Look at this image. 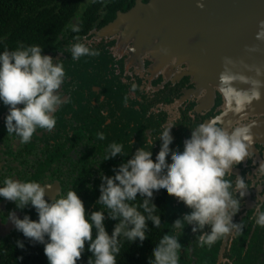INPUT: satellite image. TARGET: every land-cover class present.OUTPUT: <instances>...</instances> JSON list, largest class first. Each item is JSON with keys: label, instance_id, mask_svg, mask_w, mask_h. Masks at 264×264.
I'll return each mask as SVG.
<instances>
[{"label": "flooded vegetation", "instance_id": "obj_1", "mask_svg": "<svg viewBox=\"0 0 264 264\" xmlns=\"http://www.w3.org/2000/svg\"><path fill=\"white\" fill-rule=\"evenodd\" d=\"M138 1H58L55 20L61 22L59 30L52 40L39 44L42 53L52 55L54 62L60 59L65 68L66 79L61 86L65 102L54 113L53 129H37L25 143H19L6 132L4 116L8 106L0 103V178L13 175L51 184L52 188L45 192L46 198L70 186L82 199L87 213L99 207L95 203L99 196V171L111 175L113 166L143 145L145 133L152 130L155 139L163 125L173 124L170 148L182 150L191 127L214 116H221L226 123L248 125L252 133L249 145L252 156L234 171L256 178L254 170L264 161V96H257L259 99L255 100L252 85L248 88V96L237 93L233 87L230 89L222 84V77L215 81L199 80L186 63L162 68L152 56L134 50L133 42L123 43L121 31L106 27ZM77 21L80 24L78 33L65 28L66 24ZM84 36L88 37L91 47L99 50V55L72 59L68 46L74 38ZM100 131L104 133L102 140L97 136ZM111 141L122 143L128 154L122 157L118 153L97 165L96 159ZM159 144L157 139L150 149L153 161ZM144 147L149 146L145 144ZM255 195L253 188L241 200L240 209L233 216L242 224L241 230L225 234L211 247L198 245L191 225H185L179 237L182 244L179 264H264V227L254 222ZM153 202L158 207L156 211L162 227L153 229L148 222L146 233L151 235V244L147 251L150 253L162 231L168 230L164 222L170 224L189 210L164 190L153 194ZM9 209L21 217L28 213L35 219L37 215L31 205L17 209L11 200L0 198V264H47L43 244L29 243L14 228L7 220ZM103 222L110 233L115 221L105 215ZM17 238L24 242L23 249L16 246ZM121 247L117 260L126 249L129 254L134 248L137 254L142 249V245L137 246L135 242L128 245L127 241H123ZM88 255L87 250L83 252L77 264H86Z\"/></svg>", "mask_w": 264, "mask_h": 264}, {"label": "clouds", "instance_id": "obj_2", "mask_svg": "<svg viewBox=\"0 0 264 264\" xmlns=\"http://www.w3.org/2000/svg\"><path fill=\"white\" fill-rule=\"evenodd\" d=\"M65 28L78 33L80 24L71 22ZM68 48L72 59L99 55L87 36L74 38ZM41 49L40 44L23 42L0 49V103L8 106L4 126L19 143L28 142L37 129L52 130L56 124L54 113L65 102L61 94L65 68L60 59L54 62V57ZM252 95L258 93L253 90ZM172 127L173 124L163 125L155 139L152 130L145 133L143 145L113 166L111 175L99 171V196L95 201L99 207L87 213L82 199L70 186L46 198L51 184L3 176L0 198L11 200L17 209L31 205L37 214L35 219L28 213L21 217L9 209L7 220L29 243L43 244L47 264H77L86 250L90 253L86 264H117L123 241L140 246L146 238L148 222L153 229L162 227L153 202V194L160 190L182 201L189 210L170 224L164 222L168 230L155 241L147 264H179V237L185 225H191L197 244L207 247L225 234L239 232L242 224L233 216L253 188L254 222L264 227V161L256 166L255 179L249 173L234 171L252 156L248 125L226 123L221 116L200 121L191 127L182 150L170 148ZM97 136L104 139L102 131ZM157 139L159 151L153 161L150 149ZM118 153L122 157L128 154L122 143L111 141L95 163ZM105 215L115 221L110 233L103 222ZM15 244L25 247L19 238Z\"/></svg>", "mask_w": 264, "mask_h": 264}, {"label": "water", "instance_id": "obj_3", "mask_svg": "<svg viewBox=\"0 0 264 264\" xmlns=\"http://www.w3.org/2000/svg\"><path fill=\"white\" fill-rule=\"evenodd\" d=\"M106 28L162 68L186 63L199 80L264 96V0H139Z\"/></svg>", "mask_w": 264, "mask_h": 264}, {"label": "trees", "instance_id": "obj_4", "mask_svg": "<svg viewBox=\"0 0 264 264\" xmlns=\"http://www.w3.org/2000/svg\"><path fill=\"white\" fill-rule=\"evenodd\" d=\"M59 0H0V49L24 44H39L43 40H52L59 30L61 22L55 20ZM52 33V35H51ZM146 234L141 253L120 256L117 264H147L151 253L147 247L151 244V235Z\"/></svg>", "mask_w": 264, "mask_h": 264}]
</instances>
